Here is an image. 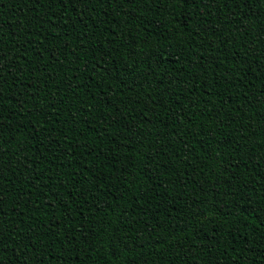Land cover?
<instances>
[{
  "label": "trees",
  "instance_id": "1",
  "mask_svg": "<svg viewBox=\"0 0 264 264\" xmlns=\"http://www.w3.org/2000/svg\"><path fill=\"white\" fill-rule=\"evenodd\" d=\"M0 264H264V0H0Z\"/></svg>",
  "mask_w": 264,
  "mask_h": 264
}]
</instances>
